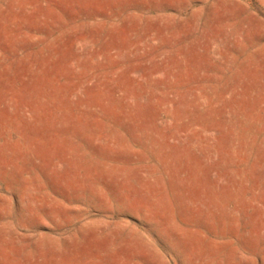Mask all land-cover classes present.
Masks as SVG:
<instances>
[{"label":"rangeland","instance_id":"1","mask_svg":"<svg viewBox=\"0 0 264 264\" xmlns=\"http://www.w3.org/2000/svg\"><path fill=\"white\" fill-rule=\"evenodd\" d=\"M0 264H264V0H0Z\"/></svg>","mask_w":264,"mask_h":264}]
</instances>
